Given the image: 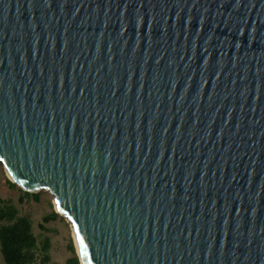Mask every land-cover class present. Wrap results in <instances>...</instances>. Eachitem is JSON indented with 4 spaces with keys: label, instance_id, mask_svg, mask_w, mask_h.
Segmentation results:
<instances>
[{
    "label": "water",
    "instance_id": "1",
    "mask_svg": "<svg viewBox=\"0 0 264 264\" xmlns=\"http://www.w3.org/2000/svg\"><path fill=\"white\" fill-rule=\"evenodd\" d=\"M0 166L80 264H264V0H0Z\"/></svg>",
    "mask_w": 264,
    "mask_h": 264
},
{
    "label": "trees",
    "instance_id": "2",
    "mask_svg": "<svg viewBox=\"0 0 264 264\" xmlns=\"http://www.w3.org/2000/svg\"><path fill=\"white\" fill-rule=\"evenodd\" d=\"M6 183L10 188H16L22 193L19 202L26 198L38 201L41 195L47 198L50 213L42 218L43 224L61 218L54 211L51 197L47 193L25 192L9 179H6ZM39 226L44 228L42 224ZM49 246L47 238L37 241L31 221L27 217L19 216L18 209L11 201L0 198V255L4 264H47ZM67 250L69 257L63 264H80L71 239Z\"/></svg>",
    "mask_w": 264,
    "mask_h": 264
},
{
    "label": "rangeland",
    "instance_id": "3",
    "mask_svg": "<svg viewBox=\"0 0 264 264\" xmlns=\"http://www.w3.org/2000/svg\"><path fill=\"white\" fill-rule=\"evenodd\" d=\"M6 179L8 178L0 166V198L11 201L18 209L19 216L27 217L31 221L33 233L38 242L44 238L49 240V261L47 264H63L69 257L67 250L69 240L71 239L74 243L69 224L61 216V218L43 224L42 218L50 213L47 198L41 195L38 201L26 198L19 202L22 193L16 188H10L6 183ZM40 224L43 225V229L40 228ZM0 264H4L1 255Z\"/></svg>",
    "mask_w": 264,
    "mask_h": 264
},
{
    "label": "bare ground",
    "instance_id": "4",
    "mask_svg": "<svg viewBox=\"0 0 264 264\" xmlns=\"http://www.w3.org/2000/svg\"><path fill=\"white\" fill-rule=\"evenodd\" d=\"M3 170H4V169H3ZM4 172H5L6 176H7V178L10 179L11 181H13V182L16 184V181L11 177V175H10L6 170H4ZM16 185H18V184H16ZM18 186H19V185H18ZM54 206H55V209H57V205H54ZM57 210H58V209H57ZM69 227H70L71 232H72V237H73V240H74V245H75V248H76V252H77L78 255L81 257V255H80V250H79V247H78L77 241H76V239H75V237H74V232H73L72 227H71L70 225H69ZM81 264H83L82 261H81Z\"/></svg>",
    "mask_w": 264,
    "mask_h": 264
}]
</instances>
